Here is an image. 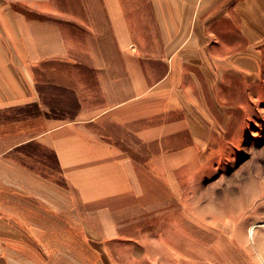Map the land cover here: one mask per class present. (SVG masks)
Wrapping results in <instances>:
<instances>
[{
    "label": "crops",
    "instance_id": "0c3cea01",
    "mask_svg": "<svg viewBox=\"0 0 264 264\" xmlns=\"http://www.w3.org/2000/svg\"><path fill=\"white\" fill-rule=\"evenodd\" d=\"M263 68L264 0H0V111H40L0 120V264L46 256L30 218L46 203L22 193L50 186L31 145L99 218L91 264H141L142 236L111 244L128 222L116 214L166 203L173 174L199 164L214 131L201 79L214 95ZM52 85L75 95L73 117L47 115Z\"/></svg>",
    "mask_w": 264,
    "mask_h": 264
},
{
    "label": "rangeland",
    "instance_id": "374dc122",
    "mask_svg": "<svg viewBox=\"0 0 264 264\" xmlns=\"http://www.w3.org/2000/svg\"><path fill=\"white\" fill-rule=\"evenodd\" d=\"M76 32L87 34L80 28ZM258 76L253 81L240 72L227 77L214 95L209 81L201 79V99L214 125L211 142L197 166L173 174L174 190L166 203L116 214L128 216V222L118 224L123 237L111 239L112 245L142 236L150 255L141 264H264V68ZM72 96L70 90L57 96L60 116L69 117L76 110ZM54 98L44 100L47 112L56 104ZM22 115L27 114L18 108L3 110L0 120ZM29 147L39 157V163L30 164L50 185L42 195L22 191L46 203L40 217L37 211L30 213L31 219L43 220L46 226L41 240L46 256L41 263L91 264L99 245L97 236L90 234L100 230L99 218L81 202L49 149Z\"/></svg>",
    "mask_w": 264,
    "mask_h": 264
},
{
    "label": "trees",
    "instance_id": "16d2710c",
    "mask_svg": "<svg viewBox=\"0 0 264 264\" xmlns=\"http://www.w3.org/2000/svg\"><path fill=\"white\" fill-rule=\"evenodd\" d=\"M53 87H54L53 85L49 86V88L47 89L46 94L43 95V98H44L45 101H48L50 99H53V96H55L53 102H55L56 104H50L49 103L50 104L49 107H50L51 111L50 112H46V113H47V115L57 116V115L62 114V113L59 114L60 111H58L59 110L58 104H59L61 98L60 97L58 98L57 96H60V94H62L63 91H67L69 89H66V88H53ZM70 93H71V91H70ZM72 97H73V100L76 102V106H78L79 105L78 100L76 99V97H74V96H72ZM37 105L38 104H30L28 106L20 107L18 109H20L19 111H22V112H25V113H28V114H35V113H39L40 112L39 109L37 108ZM74 115H75V111L70 116L73 117Z\"/></svg>",
    "mask_w": 264,
    "mask_h": 264
},
{
    "label": "bare ground",
    "instance_id": "6f19581e",
    "mask_svg": "<svg viewBox=\"0 0 264 264\" xmlns=\"http://www.w3.org/2000/svg\"><path fill=\"white\" fill-rule=\"evenodd\" d=\"M253 227H254V225H253V226L251 227V229H250V233H251L250 235L253 234V229H254Z\"/></svg>",
    "mask_w": 264,
    "mask_h": 264
}]
</instances>
